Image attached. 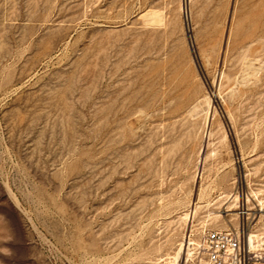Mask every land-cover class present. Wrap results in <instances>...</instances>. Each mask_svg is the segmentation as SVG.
<instances>
[{
	"label": "rangeland",
	"instance_id": "1",
	"mask_svg": "<svg viewBox=\"0 0 264 264\" xmlns=\"http://www.w3.org/2000/svg\"><path fill=\"white\" fill-rule=\"evenodd\" d=\"M246 222L264 0H0V264H176Z\"/></svg>",
	"mask_w": 264,
	"mask_h": 264
},
{
	"label": "built area",
	"instance_id": "2",
	"mask_svg": "<svg viewBox=\"0 0 264 264\" xmlns=\"http://www.w3.org/2000/svg\"><path fill=\"white\" fill-rule=\"evenodd\" d=\"M254 230L255 225L246 222L238 228L204 231L202 242L192 246L185 264H261L264 245L258 247L251 240Z\"/></svg>",
	"mask_w": 264,
	"mask_h": 264
},
{
	"label": "bare ground",
	"instance_id": "3",
	"mask_svg": "<svg viewBox=\"0 0 264 264\" xmlns=\"http://www.w3.org/2000/svg\"><path fill=\"white\" fill-rule=\"evenodd\" d=\"M214 116H215V114L213 112H211L210 114H207L206 119H205V127L207 129V132H206V135H205V141H204L205 142V145H204V147L205 146L207 147V143H208V141H209V139L211 137V133L209 131V128L211 127L212 120L214 119L213 118ZM204 147H203V149H204ZM204 150L203 151H200L201 152L200 154L202 155V159H203V155L205 154L204 153ZM200 158H201V156H200ZM203 162L204 161L200 162V169L197 168V169H199V171H198V178H203V174H202V171H203ZM226 196H228V195H226ZM190 212H191V214H186L185 215V217L187 219L189 218V220H191V218L193 217V215H195V213H196V207L192 211H190ZM215 220H217V217L215 218ZM183 240L184 241L180 242V244H179V246H178V248H177V250L175 252L174 260H175L176 264H179L180 263V260L183 258V256H184V259H183L184 260V264L187 263V262H185V259L190 256L191 250H192V246L200 245V243L193 242L189 235H187ZM251 240L254 243H256L258 247H261L263 245L262 240L261 239H258V236L257 235H253L252 234L251 235ZM261 264H264V263H261Z\"/></svg>",
	"mask_w": 264,
	"mask_h": 264
}]
</instances>
